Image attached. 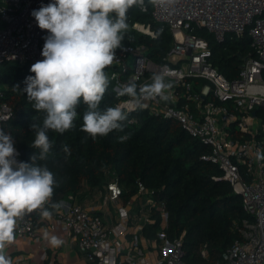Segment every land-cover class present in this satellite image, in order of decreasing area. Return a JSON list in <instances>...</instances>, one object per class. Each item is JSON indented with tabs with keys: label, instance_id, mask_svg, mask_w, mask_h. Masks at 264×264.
Masks as SVG:
<instances>
[{
	"label": "built area",
	"instance_id": "built-area-1",
	"mask_svg": "<svg viewBox=\"0 0 264 264\" xmlns=\"http://www.w3.org/2000/svg\"><path fill=\"white\" fill-rule=\"evenodd\" d=\"M51 2L0 0V65L43 59L44 38L49 33L38 27L31 12ZM137 7L146 9L145 5ZM151 15L160 29L171 32V48L164 61L156 63L145 53L144 44L122 42L108 66L116 106L125 112L141 109L177 121L207 148L200 158L216 165L222 172L220 179L240 196L248 217L236 225L239 237L212 264H264V160L257 159L263 141L255 137L260 128L264 131V123L260 125L252 113L258 107L264 109V0H176L166 8L151 5ZM133 27L147 36L155 34L148 24L136 22ZM200 32L211 34L217 42L227 37L250 39L252 54L242 58L234 79L212 64L209 41ZM161 72L173 84L168 101L143 99L138 107L129 103V97L119 95L130 81L150 83L151 76ZM1 97L2 93L0 129L11 115ZM15 148L21 162V151ZM143 191L144 185L138 183L137 194ZM118 198L117 187L109 186L101 203L68 202L51 219H42L38 212L26 214L18 221L16 239L6 249L7 255L13 264H68L66 247L79 256L76 264H188L183 237L167 236L169 214L163 201L158 206L159 224L153 226L157 221L151 211L143 205L133 209L130 199L121 203ZM146 203L154 201L147 198ZM46 234L63 240V245L52 247ZM43 242L45 258L40 253ZM200 251L201 257L207 255L203 247Z\"/></svg>",
	"mask_w": 264,
	"mask_h": 264
},
{
	"label": "trees",
	"instance_id": "trees-1",
	"mask_svg": "<svg viewBox=\"0 0 264 264\" xmlns=\"http://www.w3.org/2000/svg\"><path fill=\"white\" fill-rule=\"evenodd\" d=\"M145 10L133 6L127 13L128 29L123 34L124 44H144L145 53L156 63L164 61L171 48L173 37L166 28L153 21L151 4L145 0ZM150 25L153 36L137 31L134 23ZM209 41L212 64L220 73L234 79L242 58L251 53L249 38H226L217 42L211 34L200 32ZM31 62L7 61L0 65L1 99L11 108L9 119L1 129L10 134L21 151V162L31 163V156L38 149L31 147L35 134L30 125L32 117L42 123L43 112H36L27 99L25 79L35 75L30 71ZM109 75L111 68L105 69ZM198 81V80H196ZM201 81V80H200ZM18 86V88H17ZM110 79L109 87L100 105L101 110L115 107L117 95ZM85 105L77 109L76 127L59 134L49 130L53 147L46 164L56 175L59 187L54 189L53 202L66 201L71 205L101 203L109 186L118 189V200H131L133 209L143 205L156 217L159 224L158 206L163 201L169 214L167 236H182L184 260L188 264H212L239 233L236 225L248 217L241 199L230 185L220 179L221 170L200 158L206 147L196 138L189 136L172 118L149 114L146 110L126 112L123 132L113 131L106 137L95 140L81 131ZM260 125L264 123V109H255ZM128 135L123 142L118 137ZM249 138L251 135H245ZM263 142L264 131L255 134ZM67 145L70 155L63 148ZM215 177V178H214ZM142 183L144 191L137 194V185ZM147 198L154 203L147 204ZM154 228V227H153ZM207 255L200 256V248Z\"/></svg>",
	"mask_w": 264,
	"mask_h": 264
},
{
	"label": "clouds",
	"instance_id": "clouds-1",
	"mask_svg": "<svg viewBox=\"0 0 264 264\" xmlns=\"http://www.w3.org/2000/svg\"><path fill=\"white\" fill-rule=\"evenodd\" d=\"M148 3L166 8L176 0ZM144 5L145 0H52L31 12L38 27L49 35L44 38L43 59L32 64L30 71L35 75L26 77L23 91L33 109L44 116L42 123L32 117L30 128L35 137L31 147L39 152L31 156V163L17 161L13 137L0 129V264H13L6 249L16 239L20 219L33 212L51 219L61 207L52 201L59 181L46 164L39 163L47 160L53 147L49 130L59 134L73 130L82 103L81 131L93 140L113 131L123 132L128 114L119 105L100 108L110 84L105 69L113 64L116 50L122 48L129 9ZM172 87L166 72L154 73L150 83L130 81L119 95L142 107L143 99L168 101L167 92ZM128 138L126 134L118 140ZM63 150L70 155L67 145ZM257 159L264 160V152L258 150ZM45 238L54 248L64 243L56 236L46 234Z\"/></svg>",
	"mask_w": 264,
	"mask_h": 264
},
{
	"label": "crops",
	"instance_id": "crops-1",
	"mask_svg": "<svg viewBox=\"0 0 264 264\" xmlns=\"http://www.w3.org/2000/svg\"><path fill=\"white\" fill-rule=\"evenodd\" d=\"M61 208H63L62 206H61ZM48 242V241H47ZM46 243V242H45ZM28 246V245H27ZM41 248L42 249H40V253H41V256L43 257V258H45L46 257V255H47V253H45V251H46V249H44L45 251H43V248H44V242H43V245L41 246ZM64 251H66V252H69L68 254H69V256L67 257V262H68V264H76V263H78L79 262V256H77V255H75V253H74V251H71L70 252V249L69 248H64ZM39 256V255H38ZM41 259H40V256H39V258L37 259V261H40Z\"/></svg>",
	"mask_w": 264,
	"mask_h": 264
},
{
	"label": "water",
	"instance_id": "water-1",
	"mask_svg": "<svg viewBox=\"0 0 264 264\" xmlns=\"http://www.w3.org/2000/svg\"><path fill=\"white\" fill-rule=\"evenodd\" d=\"M253 113V115H255L256 114V111H253L252 112ZM237 194V193H236ZM61 204L63 205V206H68L69 205V203L68 202H65V201H61Z\"/></svg>",
	"mask_w": 264,
	"mask_h": 264
},
{
	"label": "rangeland",
	"instance_id": "rangeland-1",
	"mask_svg": "<svg viewBox=\"0 0 264 264\" xmlns=\"http://www.w3.org/2000/svg\"><path fill=\"white\" fill-rule=\"evenodd\" d=\"M2 87H4V84L3 83L0 84V88H2ZM63 209H65V206L63 207ZM199 253H201L200 256H202L203 251H200Z\"/></svg>",
	"mask_w": 264,
	"mask_h": 264
}]
</instances>
